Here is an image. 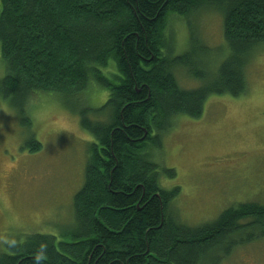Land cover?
Segmentation results:
<instances>
[{
    "label": "trees",
    "instance_id": "obj_1",
    "mask_svg": "<svg viewBox=\"0 0 264 264\" xmlns=\"http://www.w3.org/2000/svg\"><path fill=\"white\" fill-rule=\"evenodd\" d=\"M204 8L220 15L227 48L213 71L198 46L175 54L168 27ZM262 43L264 0H0V94L24 125L34 95L109 91L101 107L78 109L94 142L73 197L74 228L29 235L0 264H222L263 240L264 202L253 199L231 200L210 223L181 222L171 207L180 187L159 180L175 172L147 152L160 149L175 116L200 117L210 95H243L246 59ZM179 69L201 85L180 87Z\"/></svg>",
    "mask_w": 264,
    "mask_h": 264
},
{
    "label": "rangeland",
    "instance_id": "obj_2",
    "mask_svg": "<svg viewBox=\"0 0 264 264\" xmlns=\"http://www.w3.org/2000/svg\"><path fill=\"white\" fill-rule=\"evenodd\" d=\"M182 19L168 24L175 54L198 46L200 58L213 71L227 55L220 15L204 8ZM244 72L243 95H210L200 117L175 116L161 133L160 149L148 147L152 160L175 172L161 174L159 180L166 189L180 187L171 207L185 224L216 220L231 200L264 202L263 43L249 52ZM176 74L182 88L201 85L183 69ZM4 75L0 56V80ZM108 93L94 85L72 100L34 95L26 109L29 127L0 94V253L29 235L61 238L74 228L73 197L83 184L94 142L80 125L78 109L101 107ZM30 138L41 144L38 151L24 147ZM252 244L222 264H264V239Z\"/></svg>",
    "mask_w": 264,
    "mask_h": 264
},
{
    "label": "flooded vegetation",
    "instance_id": "obj_3",
    "mask_svg": "<svg viewBox=\"0 0 264 264\" xmlns=\"http://www.w3.org/2000/svg\"><path fill=\"white\" fill-rule=\"evenodd\" d=\"M232 202V201H231Z\"/></svg>",
    "mask_w": 264,
    "mask_h": 264
}]
</instances>
